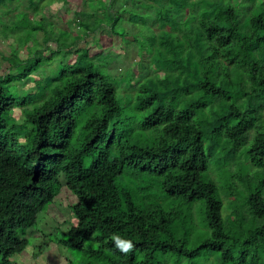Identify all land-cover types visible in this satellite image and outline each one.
Masks as SVG:
<instances>
[{"label":"trees","instance_id":"1","mask_svg":"<svg viewBox=\"0 0 264 264\" xmlns=\"http://www.w3.org/2000/svg\"><path fill=\"white\" fill-rule=\"evenodd\" d=\"M54 1L0 0L14 39L0 73V264H16L29 228L45 231L37 217L63 185L77 225L51 235L84 256L70 264H264V0H83L68 7L77 35L41 15ZM125 21L147 36H133L140 70L117 77L78 43L107 26L126 40ZM38 63V91L18 92ZM114 232L135 247L120 252Z\"/></svg>","mask_w":264,"mask_h":264},{"label":"rangeland","instance_id":"2","mask_svg":"<svg viewBox=\"0 0 264 264\" xmlns=\"http://www.w3.org/2000/svg\"><path fill=\"white\" fill-rule=\"evenodd\" d=\"M124 1V0H123ZM83 0H70L69 4H65L63 0H55L52 4L48 3V6L44 9V13L41 15H46L48 18H52L58 27L65 28L67 30H71L74 35L81 33L80 26L78 25V19L75 20L73 18L74 13L69 12L70 9L76 10L83 7ZM119 6L122 4V0L119 1ZM118 6V7H119ZM68 7L70 9L68 10ZM117 5L112 8V10H116ZM39 15L37 17L41 18ZM3 24V23H2ZM127 25V38L126 40L122 39L110 26L104 27L100 29L95 35L84 37L78 43V46L87 45L90 50V54L94 55V58L100 66L107 68H111V72L120 77L121 72L126 69H134L137 73L140 70V62L141 54L139 53L140 45L136 41L133 40L134 34L139 35L140 37L147 36L146 31H142L141 26L136 24H130V22L125 21ZM0 25L2 30L7 26ZM154 27V26H153ZM59 29V28H57ZM154 29H156L154 27ZM43 33H39V41H42ZM70 37V36H69ZM10 44H14V39L12 37L5 38L4 35L0 34V73H5L8 71L9 63L5 60L4 56L9 55L13 50ZM52 45V42H49ZM56 45V44H55ZM77 46V47H78ZM56 48L55 46H53ZM113 54L110 55H101L100 59L97 57L100 52ZM28 51L25 48H22L21 56H25L28 54ZM98 53V54H97ZM75 51L68 54L67 58L65 54H56L55 60L57 61V68L55 72L51 70L50 76L59 77L63 67L62 65L66 64V59L69 62H72ZM142 55H144V59L149 57V52L145 50ZM114 58H116V63L113 65ZM147 60H144L146 62ZM142 63V62H141ZM55 65V64H54ZM53 65V67H54ZM45 65L38 63L36 65V70L33 71L29 77H25L21 80H18L16 84L22 94L37 92L38 88L36 87V80L40 79L41 73L38 74L40 70H43ZM52 67L49 66V69ZM139 69V70H138ZM37 72V73H36ZM114 81H117L114 79ZM138 81V77L135 73L131 77V84L135 85ZM16 84H14V88L12 91L17 93ZM41 101V99H39ZM28 108V107H24ZM24 108L17 107L14 110V116L18 121L24 122ZM80 125V124H79ZM217 163V158H213L211 160V168L215 167ZM212 171V170H211ZM219 177L220 174L218 173ZM214 177L216 174L214 173ZM64 183V181L62 182ZM219 186V183H218ZM69 189L63 185L60 187L58 195L54 201V203L48 208L46 212L40 213L37 217L39 221V225L43 226L45 231H37L33 229V227L29 228L25 237L29 238V244L26 249L13 257V260L16 264H70L72 262L81 261L84 257L81 252L78 250H73L61 245L58 242V239L55 235L56 231L66 232L68 229L77 224V219L74 216L72 210L67 207L68 201L73 200ZM200 204H202V200H198L196 202V206L198 207L199 216L201 214V209H199ZM225 213V210L223 211ZM44 232H49V234H45ZM24 236V235H23ZM98 260V258H96ZM99 261V260H98Z\"/></svg>","mask_w":264,"mask_h":264},{"label":"clouds","instance_id":"3","mask_svg":"<svg viewBox=\"0 0 264 264\" xmlns=\"http://www.w3.org/2000/svg\"><path fill=\"white\" fill-rule=\"evenodd\" d=\"M110 239L114 242V247L122 253H128L135 247V243L132 238L121 235L118 232L112 233Z\"/></svg>","mask_w":264,"mask_h":264}]
</instances>
